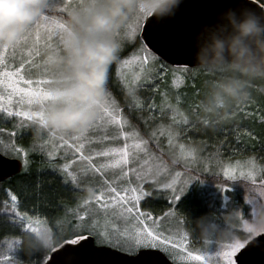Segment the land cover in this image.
I'll list each match as a JSON object with an SVG mask.
<instances>
[{"label":"snow or ice","instance_id":"6c2138e0","mask_svg":"<svg viewBox=\"0 0 264 264\" xmlns=\"http://www.w3.org/2000/svg\"><path fill=\"white\" fill-rule=\"evenodd\" d=\"M55 7V5H49V9ZM61 10H67V6ZM141 19L136 17L137 23L135 25L128 24L126 26L128 31L125 32V37L132 44H138L139 46L128 57L119 62L116 69L117 79L122 80L121 68L132 63H138L141 71H144V66L149 63V60L156 61L158 59L154 52L159 51L161 48H164V53L183 56L187 61L191 60L190 48L194 47V41L197 36L192 30L185 31L176 37L167 38L154 33L151 27L153 22L148 19H143L148 27L141 26L139 24ZM44 26L48 27L49 39L54 34V29L60 30L62 35L67 27L65 23H57L55 20L50 21L47 15L40 17L14 45L0 48V65L5 63L4 51L15 49L22 42L30 39L34 30L37 39H39L40 30ZM137 28L142 33L138 38ZM120 35L118 34L117 38ZM166 39L168 40V46L164 47ZM23 68L24 62L20 64V67L15 72L8 71L6 68L0 71V77L7 78V87L12 90L7 97L9 106L6 107L4 104H0V111L6 112L10 117H24L27 121L37 123L44 128V107L49 101L54 99L52 86L54 79L38 80L35 82V87H16L15 82L12 80L13 76H18L26 85H33L34 83L31 79H24V76L20 75ZM139 80V75L134 76L130 82L122 80L124 87L128 89L133 97L132 102L128 105L133 111H142L144 107V104L136 97L135 88L133 87ZM4 82L3 79H0V84ZM173 84L174 86H179L177 80H173ZM13 95L20 96V100L17 103L23 104L25 103V98H27L26 102L28 105H38L39 109L36 111L16 110L13 112L10 107ZM3 100L4 96L0 95V101ZM167 106L171 107V105ZM147 107L151 109L155 108L156 105L149 104ZM198 112L199 110L197 109L196 113L198 114ZM180 115L182 122L188 124V117L184 116L183 113H180ZM172 120L174 124L180 123L175 116L172 117ZM101 123L117 125L119 132L118 135L111 137L107 135L98 137L96 138L97 142L108 139L115 140L118 136H121L125 138V143L123 147L108 149L88 148L86 153V145L93 143V139L88 137L86 133L90 129L99 127ZM126 124L133 130L130 132L124 131V125ZM21 126H23V123H21ZM160 129V134L163 135L164 126L161 125ZM167 132L169 145H172L173 138H178L179 133L173 131L171 126H168ZM49 133L50 139L45 141V144L52 143L51 138L57 136L54 131L49 130ZM12 135L15 136V133H12ZM150 136L155 139L156 132H152ZM128 140L133 142L129 144ZM59 141L58 145L53 144L51 151L46 150L44 145H40L39 150L46 154L51 163L56 159L57 152L63 149L64 155L61 156V159L66 162L59 165V171L64 184L71 185L72 191L82 192L84 187L91 183L90 174L101 173L103 175L105 169L118 166L119 172L113 173L110 179L105 178L99 189L88 187V196L81 197L75 208H66L65 215H70L71 219L57 221V223L66 222L70 226L67 236H63L64 244L78 245V247L57 246L47 252H42L40 264H73V260H65L66 257H72L67 255L72 249L86 254L87 259H84L82 264H220L221 260L224 264H248V257L252 251L257 247L264 250V230L257 229L248 221L243 222L244 231L237 235L232 234L230 242L223 244L220 250L202 251L189 246L187 234L174 232L166 226L167 217L172 215V213L166 212L159 217H155L152 213L144 212L140 209L141 201L152 195L143 186L144 183L149 182V175L142 168L129 167L125 170L123 166L138 162L139 157L134 149H139L141 145L145 146V153L151 156L147 149L148 140L143 139L135 129V126L130 124L128 117L123 114V109L118 106L109 92H105L99 105L97 118L86 130L77 135L67 136V138L66 135L60 134ZM177 146L181 154L187 151V154L192 156L193 160L196 159V150L194 148H186L184 144H178ZM12 150L17 153H23L26 158L28 156L29 150L22 147L14 146ZM32 150H35V148ZM69 151H71V159H68ZM110 156L118 157V159H113L111 164L98 163L94 160V157ZM76 161L86 162L79 172L74 171L72 168ZM25 163H27V159ZM3 164L9 166L7 161H3ZM130 173L135 176V183L130 178ZM223 174L229 179H236L234 170L230 167L224 168ZM180 175L177 172L175 177L178 178ZM240 176L244 180L251 181L250 187L246 185L245 189L241 190V199H243L245 204L244 211L246 213L250 211L252 217L255 215L256 208L264 204V178H261L257 187V180L253 171L247 173L241 171ZM176 178H173L170 183L162 185V187L173 190V199L177 202L176 206L178 207L182 197L185 196L191 177L182 181L178 190L174 188ZM197 182L199 183V181ZM5 192L8 198L0 202V217H7L9 226L15 229V232L12 234L13 239L10 241L5 240L4 244L0 245V264H25L20 254L24 238L52 231V223L48 214H41L39 209L29 212L24 208L22 211V201L10 187L5 189ZM212 199L219 202L218 205L215 203L211 205L218 213L227 212L229 209L235 211L241 203V199H237L235 194L229 195L227 189L212 194ZM237 215H239L238 212ZM119 222H122L123 226ZM91 237H95L101 244H106L110 248L115 249V251H109L107 247L93 249L89 244ZM205 243H210V241H205ZM50 251L55 254L49 256ZM119 251H126L134 255L133 257H121L118 255Z\"/></svg>","mask_w":264,"mask_h":264},{"label":"clouds","instance_id":"9594fccd","mask_svg":"<svg viewBox=\"0 0 264 264\" xmlns=\"http://www.w3.org/2000/svg\"><path fill=\"white\" fill-rule=\"evenodd\" d=\"M181 0H79L68 11L60 47L46 51L43 64L54 77V99L44 107V128L72 136L97 118L110 67L118 60L121 34L133 18L157 20L174 15ZM50 0H0V48L14 45L49 9ZM195 67L203 70V96L195 119L215 130L228 123L235 109L264 92V10L229 8L194 41ZM237 212H225L222 223L198 220L201 236L230 238ZM214 222V223H213ZM264 230V204L250 221ZM56 233L24 238L31 250L57 247Z\"/></svg>","mask_w":264,"mask_h":264},{"label":"rangeland","instance_id":"374dc122","mask_svg":"<svg viewBox=\"0 0 264 264\" xmlns=\"http://www.w3.org/2000/svg\"><path fill=\"white\" fill-rule=\"evenodd\" d=\"M78 4L79 0H50V5H55L56 7L53 9H48L45 15L49 17L50 21L55 20L57 23H65L68 19V11L72 7L77 6ZM66 6L67 10H61L65 9ZM136 23V18H133L129 21L128 24L135 25ZM143 23L144 20L141 19L139 21V24L142 26ZM127 31L128 29L125 28L121 33L120 37L117 38L118 42L121 44L118 57L121 56L123 53H126V57H128L129 54L133 53L135 49L139 46L136 44L134 45L127 40L124 35ZM139 35L140 31L139 28H137V38L139 37ZM60 36V30L54 29V34H52L51 38L49 39L48 27L44 26L40 30L39 39H37L34 30L30 39L22 42L21 45H19L15 49H8L3 52L5 63L4 65H0V71L5 70L6 68L8 71L15 72V70L20 67V64L24 62V68L21 69L20 75L24 76V79H31L34 83L33 85H26L23 80L19 79L18 76H13L12 80L15 82V86L20 88L35 87V82L41 79H54L52 75L46 72L43 60L46 51L60 47ZM49 45H51V47H49ZM118 64H116L115 66L114 78L110 82L113 87H116L125 95L128 100V105L132 102L133 97L132 95H130L128 89L124 87L122 80L130 82L132 81L134 76H140V80L137 82L136 85H133V87L135 88L136 97H138V99L139 96L143 98V110L133 111L128 107V105L127 107L130 110V114H133L137 119L139 131L138 128L135 129L139 132L140 136L143 139L148 140L147 149L151 153V156L147 155L144 150L145 146L141 145L139 149H134V151L139 157L138 162L136 164L130 163L129 165H125L123 167L125 168V170H127L129 167L142 168L143 171L149 175V182L144 183L143 186L147 191H150L152 193L150 197H154L157 199L159 198V200H156L155 202L159 203L158 207H161V213L155 217H159L166 212L172 213V215L167 217V220L165 222L166 226L172 229L174 232H178L180 234H187V236L189 237V246L191 248L199 249L202 251L220 250L223 244L230 242V238L220 239L218 236L213 235L208 240L210 241V243H205V240L201 236V231L197 222L202 217L206 218L209 221H214L218 224L223 222L222 218L225 212L218 213L216 209L211 206L214 203L217 205L219 203L218 201H213L212 194L220 192L223 189H227L229 195L235 194L237 199H241V190L245 189L246 185L249 187L251 186L250 180H244L240 176L241 171L245 173L253 171L256 176L257 187L259 186L261 178H264V171H262V169H264V159L262 160V162H259L260 160L258 158L250 156L252 154L257 155L259 151L258 148H253L251 147L252 145L243 144L240 146L239 149H237L236 147L239 145L237 144V140L230 143L233 146L231 149L236 148L237 151L233 152L232 154L226 155L223 153V156L222 153H219V151L215 149L207 148L202 144L193 145L190 141L182 137L185 135L188 129V125L190 124V119L186 115V113L182 111V107L184 110L190 109V102L192 101V99H195V94H191L190 92H184L182 94V90H185V87L188 86V84L186 83L187 80L192 79L191 83H193L194 85L193 88L195 86L200 85L202 89L197 90V92L200 91V95L203 96V81L207 78L203 74L195 71H189L191 69L183 67L175 68L174 70L169 72L164 67H162V65H159L157 61L149 60V63L144 66V71H141V68L138 63H132L130 65L122 67V80H120L117 79L116 76V69ZM154 72L160 80H162L163 77L169 74L170 83L169 89L167 91H165L164 88H161V91L157 93L159 85H155L154 79L156 75ZM0 79H3L5 81L3 84H0V95L4 96V100L0 101V104H4L7 107L9 106L7 104V97L12 90L7 87V78L0 77ZM173 80H177L179 86H174ZM52 86L54 87V84ZM141 91L142 93H147V91H149L150 94L148 93L149 95L144 97L143 95H141ZM111 97H113L112 94ZM19 100V95L12 96V104L10 105V107L13 112H15L16 110L36 111L39 109L38 105H28L26 102L27 98H25V103L23 104L17 103V101ZM153 100L154 102H152ZM147 101H149L150 104H155L156 107L152 109L155 111H153L151 114L144 115L145 109L148 105ZM167 105H171V107H168ZM197 109L198 108H195L194 110L197 111ZM180 113H183L184 116L188 117V124H184L182 122V117ZM173 116H175L176 120L180 121V123L174 124L172 120ZM246 117L247 116H245V118ZM22 118L23 120H26L24 117ZM195 123L200 124L198 122ZM257 123L258 124H256V126L261 125L262 129H264V124H261L264 123V121L260 120L257 121ZM31 124L35 129V139L37 138L39 141V143L35 144L32 147L35 148L36 151H40V145H44L46 150L51 151L53 149V144L58 145L60 143V134H57L56 137L51 138L52 143L45 144V141H48L50 139L49 130L43 128L37 123H33L32 121H30V125ZM161 125L164 126L163 135L160 134ZM168 126H171L173 131L179 133L178 138H173L172 145H169V135L167 132ZM132 130L133 129L129 127V125H124V131L130 132ZM154 131L156 132L155 139L150 136V134ZM118 132V126L110 123L107 125L101 123L99 127H96L95 129H90L86 133V135L93 139V143L91 145H86V153L88 148L108 149L112 147H123L125 143V138L121 136H118V138L115 140L108 139L102 142H97L96 140V138L105 135L109 137L113 135H118ZM132 142V140H128L129 144H131ZM178 144H184L186 148H194L196 150V159L193 160V157L188 155L187 151L181 154V151L177 146ZM0 153L5 155V152H3L1 149ZM44 155L46 159H48L45 153ZM63 155V149H60L57 152L56 159L51 162L55 164L53 168L56 169L57 173H59L60 176L61 173L59 171V165L64 164L66 162L64 159H61V156ZM71 158V151H69L68 159ZM18 159L21 160V162L23 163V168L28 166V164L25 163L26 157L23 155V153L19 154ZM113 159H118V157H94V160L96 162H104L106 164H111ZM85 163L86 162L76 161L72 165V168L74 171L79 172L84 167ZM228 167L234 170V175L236 176L235 180L229 179L224 176V168ZM116 172H119V166L115 168L109 167L105 169L103 175L101 173H95L94 175L90 174L89 179L91 183L85 186L82 192L76 191L80 194V197L76 198V205L81 200V197H86L89 195L88 187H94L95 189H99L104 179L112 178L113 173ZM177 172L181 174L178 178L175 177V174ZM129 175L135 183V176L131 173ZM189 177H191V181L187 185L185 196L182 197V201L180 202V204H178L177 207V202L173 199V190L170 188L162 187V185L170 183L173 178H176L174 188L178 190L181 187V182L184 180H188ZM197 181H199V183ZM194 191L204 194L205 198L203 197V202L200 201L199 205H195V203L191 204L190 198L195 193ZM189 194H191L190 197H188ZM7 198L8 197L6 196V192H0V202L4 201ZM143 201H141L140 203V209L142 211H144L141 208V204ZM244 209L245 204L243 199H241L239 208L235 210V212H238L239 215H237L235 221L230 226V231L233 235H237L244 231V221H251L252 217L250 211L246 213ZM180 210L185 211L187 213L193 212V217L190 219L184 218L183 214L180 213ZM231 211L233 210L229 209V211L227 212ZM64 218L71 219V216L65 215ZM119 223L121 224V226H123L122 222ZM193 227H195L194 230H197L196 232L193 231ZM69 228L70 226H68L67 228L65 227V229H63V233L65 235L68 234ZM11 239L13 238H8L6 240L10 241ZM93 239L97 246L103 248L107 247L108 249L115 251V249L110 248L108 245L101 244L100 241L95 237H93ZM4 242L5 240L0 243V245H3ZM119 253L128 255L132 254L126 251H119ZM220 264H224V262L221 260Z\"/></svg>","mask_w":264,"mask_h":264},{"label":"trees","instance_id":"16d2710c","mask_svg":"<svg viewBox=\"0 0 264 264\" xmlns=\"http://www.w3.org/2000/svg\"><path fill=\"white\" fill-rule=\"evenodd\" d=\"M255 1L264 7L263 0ZM125 57L126 53H123L110 67L106 90L112 94L118 106L123 109V114L128 117L131 124H133L135 128H138L139 131L137 119L133 114H130V110L127 107V98L120 90L113 87L110 82L114 78L116 64ZM156 61L169 72L175 69V67H170L159 59ZM189 71H195L207 77L206 73L201 69L195 68ZM154 80L155 85H159L157 93L161 91V88H164L165 91L169 89V74L163 77L162 80L156 75ZM191 80L192 79L187 80L186 83L188 86L185 87V90H182V94L184 92L195 94V99H192L190 102L191 108L184 110L182 107V111L185 112L190 119L188 129L182 137L190 141L193 145L202 144L207 148L219 151L222 155L223 153L226 155L236 152V148L239 149L243 144L252 145L251 147L258 148L259 151L257 155L252 154L250 156L258 158L260 160L259 162H262L264 159V129H262L261 125L256 126V124H258L257 121H264V92L254 89L252 99L236 108L228 123L217 126L215 130H209L201 124L195 123L197 122L195 119V112L197 111L194 109H200L199 102L202 99L200 91L197 92V90L202 89V87L199 85L193 88L194 85L191 83ZM148 93L150 94L149 91H147V93H142L141 91V95L144 97L148 96ZM139 99L144 103L142 97L139 96ZM152 102H154V100ZM147 104H150L149 101H147ZM152 109L153 108L150 109L147 107L144 115L151 114L155 111ZM245 116L247 117L245 118ZM21 123H23V126H21ZM0 130H2L0 131V149L6 153H4L5 156L16 159L19 158L20 153L12 150L14 146L29 150L26 158L28 166L24 167L20 174L0 184V192H5V189L10 187L22 201V211L24 208L29 212L34 209H39L41 214L47 213L52 223V231L56 233V245H62L64 243L63 236H67L63 233V229H65V227L67 228L69 225H66V222L57 223V221L68 220L64 218L66 208H74L76 205V198H79L80 194L76 191H72L70 185L64 184L63 178L57 173L56 169L53 168L55 164H50L43 152L32 150V147L39 143V141L37 138L35 139V129L32 124L30 125V121L23 120L22 117H10L6 112L0 111ZM12 133H15V136H13ZM234 141H237L239 145L231 149L233 146L230 143ZM194 192L192 196L189 194L188 197L191 196V204L195 203V205H199L200 201L203 202L202 199L204 194L201 195L200 192ZM156 200H159V198H146L142 202L141 208L146 212L152 213L154 216L159 215L161 213V207H158L159 203L155 202ZM182 210H180V213L183 214L184 218L190 219L193 217V212L187 213ZM192 229L194 232L197 231L194 230L195 227ZM14 232L15 229L9 226L7 217H0V243L8 238H14L12 235ZM20 254L25 264H40L42 252L29 249L25 243L20 250Z\"/></svg>","mask_w":264,"mask_h":264},{"label":"water","instance_id":"95a60500","mask_svg":"<svg viewBox=\"0 0 264 264\" xmlns=\"http://www.w3.org/2000/svg\"><path fill=\"white\" fill-rule=\"evenodd\" d=\"M248 7L255 9L257 12L264 10V7L255 0H181L178 8L175 10L174 15L157 20L155 18H149L152 21V31L156 34L172 38L179 36L185 31L192 30L196 35L208 25H213L217 22L218 17L228 10L229 8H241ZM143 27L148 25L143 23ZM142 33H140L141 35ZM168 46V40L164 41V47ZM151 47V45H149ZM164 48L159 51H155V56L161 60L164 64L175 68H189L195 69V61L193 59L194 47L190 48V54L192 58L187 61L185 57L179 55H169L164 53ZM3 161H7L9 166H5ZM23 169V164L19 159L9 158L0 153V184L20 174ZM89 244L93 249H99L95 244L93 237L90 238ZM63 247H78V245H66ZM109 251H112L108 249ZM54 252H50L49 256L54 255ZM67 255L72 257H66L65 260H73V264H82L87 256L84 252L70 250ZM121 257H133L134 254H122L118 253ZM248 264H264V250L257 247L249 254Z\"/></svg>","mask_w":264,"mask_h":264}]
</instances>
